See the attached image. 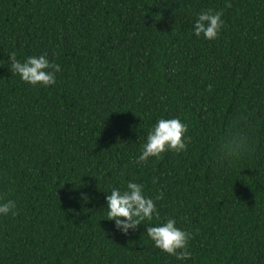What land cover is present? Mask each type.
<instances>
[{
	"label": "trees",
	"instance_id": "trees-1",
	"mask_svg": "<svg viewBox=\"0 0 264 264\" xmlns=\"http://www.w3.org/2000/svg\"><path fill=\"white\" fill-rule=\"evenodd\" d=\"M217 39L196 37L203 11ZM46 54L56 84L11 73ZM186 150L136 164L159 119ZM143 183L159 220L123 234L106 195ZM82 195L90 200L85 202ZM0 264H264V0H0ZM174 218L191 259L146 228Z\"/></svg>",
	"mask_w": 264,
	"mask_h": 264
},
{
	"label": "clouds",
	"instance_id": "clouds-1",
	"mask_svg": "<svg viewBox=\"0 0 264 264\" xmlns=\"http://www.w3.org/2000/svg\"><path fill=\"white\" fill-rule=\"evenodd\" d=\"M223 27L222 13L208 10L197 16L193 33L198 38L203 36L204 39L212 41L218 38ZM8 58L11 73L32 86L55 85L56 74L62 70L59 64L50 62L46 54L30 56L21 61L13 51L8 53ZM187 133L188 125L180 118L159 119L148 131L146 142L142 145L135 163L146 164L150 158H159L166 151H185ZM82 199L87 202L90 197L82 195ZM160 199L162 196L156 197V200ZM156 200L146 194L143 183L130 180L123 190L113 187L110 194L107 193V220H114L116 229L128 234L130 229L135 231L145 221L151 223L154 219L159 220ZM15 209V201L0 203V216L15 215ZM176 225V220L169 218L147 227L146 232L156 248L184 262L192 256L188 250L192 233Z\"/></svg>",
	"mask_w": 264,
	"mask_h": 264
}]
</instances>
